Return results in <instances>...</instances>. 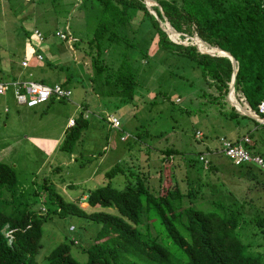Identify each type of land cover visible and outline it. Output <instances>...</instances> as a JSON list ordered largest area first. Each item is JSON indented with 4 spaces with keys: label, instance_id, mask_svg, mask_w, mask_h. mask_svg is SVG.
Segmentation results:
<instances>
[{
    "label": "trees",
    "instance_id": "obj_1",
    "mask_svg": "<svg viewBox=\"0 0 264 264\" xmlns=\"http://www.w3.org/2000/svg\"><path fill=\"white\" fill-rule=\"evenodd\" d=\"M89 1L96 2L101 11L93 37L83 47L87 49L83 57L91 90L99 99L95 106L99 114H94L95 117L109 125V114L106 112H109L111 105H120L121 108L134 101L138 78L143 71L140 60L149 59V51L154 46L157 52L165 55V60L175 58L178 63L192 65L190 69L200 70L201 78L209 87L202 98L216 105L221 122L219 126L224 134L217 137L218 147H206L195 159H188L187 164L184 163L186 170L194 173L195 165H198L200 170L206 172L204 174H208L206 179L197 173L195 176L186 173V182L182 184H187V188H184L177 177L175 179L173 171L170 186L165 188L167 193H163L164 189L160 185L155 187L158 189L157 194H153L140 173H136L134 181L128 179L133 178L129 163L116 162L104 172L103 185L87 193L86 209L80 202L84 195L75 198L74 202H67L56 192L51 181L45 178L39 185V192L34 189L29 192L19 190L16 171L0 162V264H37L35 257L42 247V226L50 213L83 218L98 226L97 236L91 245H80L78 241H73L87 255L85 264H264V253L248 254L249 245H244L240 239L242 229L250 225L260 235L258 247L264 246V210L252 205V214H245L244 206L247 203L239 204L232 193L224 195L211 184L210 179L218 172L227 173L231 178L253 183L251 190L264 194L262 171L248 165L236 166L220 154L222 144L228 142L231 145L241 144L251 155L264 159V124L245 116L228 101L233 73L228 58L201 54L198 49L202 52L205 50L197 45H177L160 28V23H164L166 18L176 32L183 34L181 38L197 36L207 44L208 47L205 46L211 53L220 54L211 48L229 53L237 63L234 84L236 102L264 120V114L258 110V106L264 102V0H156L158 7L153 2L152 10L157 20L149 13L143 0ZM51 2L56 3L57 0ZM139 11L142 15L136 17L135 13ZM133 21L137 24L132 28ZM138 53L142 58L132 60V55ZM29 65L30 62L27 67H23L20 62L21 69L26 70ZM8 69L13 72L10 67ZM162 72V76H175L168 68ZM13 73L14 76L8 73L12 77L6 81L3 76H7V72L2 74L0 85L12 81H33L31 73L30 78L29 74L28 78H23L20 72ZM161 74L150 76V79L158 78ZM59 85L69 91L70 96L61 99L51 97L43 103L47 107L54 102L71 99L72 90L67 84L63 82ZM209 91L212 93L209 94ZM156 94L162 99L161 103L174 105L166 92ZM4 96H0V101ZM89 107L88 103L77 105L79 116L68 119L74 123L64 132L61 151L73 153L75 145L89 127ZM4 112L7 113V109ZM228 124L232 125L235 132L230 133L232 127ZM236 133L239 139H230V134ZM200 134V138H195L198 141L204 136L202 132ZM140 135L132 138L134 142L140 140ZM208 135L213 136L211 133ZM246 137L248 143L243 141ZM104 152L98 155L101 157ZM161 154L165 156L162 159L164 166L167 165L171 170L178 166L171 156L178 154L177 151L166 149ZM200 157L207 160V164ZM222 157L237 171L231 173L224 165L214 162ZM59 170V167L53 169ZM118 175L126 180L122 190L111 185ZM74 188V185H68V189ZM197 201H206L209 207L205 209ZM251 201L255 203L259 200L253 198ZM39 202L42 210L34 207ZM196 204L202 208L196 207ZM43 205L56 209L47 210ZM105 209H115L117 214L106 213L103 211ZM69 231L74 230L69 228ZM46 257L47 264H81L73 258L70 246L66 243L56 246Z\"/></svg>",
    "mask_w": 264,
    "mask_h": 264
},
{
    "label": "rangeland",
    "instance_id": "obj_2",
    "mask_svg": "<svg viewBox=\"0 0 264 264\" xmlns=\"http://www.w3.org/2000/svg\"><path fill=\"white\" fill-rule=\"evenodd\" d=\"M51 1L10 0L8 3V0H0V76L7 72V76L3 78H8L14 76L13 72H20L21 77L25 78L31 73L35 81L45 86L65 82L72 90L69 101L54 102L48 107L47 104H41L33 109L18 106L11 93L1 99L0 162L16 171L19 190L29 192L34 189L39 192L41 190L39 185L45 178L51 181L56 192L67 202H74L75 198L84 195L80 202L86 209L87 193L103 185L104 172L116 162L129 163L133 178L128 177V179L134 181L136 173H140L145 185L153 194H157L158 189L155 187L160 185L164 189L163 193H167L165 188L170 186L169 181L173 171L175 179L177 177V181L184 188H187V184H182L186 182V173L190 176H195L197 173L202 179H206L208 174H204L206 172L200 170L198 165H195L194 173L186 170L187 166L184 164H187L188 159H195L199 152L205 151L206 147L209 149L218 147L217 137L224 134L219 126L221 122L216 105L202 98L208 86L201 78L200 70L190 69L192 65L186 62L178 63L175 58L165 60V55L157 52L154 46L149 51V59L142 58L139 53L132 55V60L142 58L140 63L143 66L138 78L136 98L131 104L122 105L121 108L120 105L110 106L109 112L106 113L114 115L121 124L119 130L110 129L108 124L94 116L99 114L95 111L99 99L91 90L88 71L85 70L86 66L84 67L86 60L83 57L84 51H87L83 47L93 37L101 14L100 8L96 2L83 4L79 0H57L56 3ZM141 15L140 11L135 13L136 17ZM135 24L137 22L133 21L130 27L133 28ZM36 29L44 34L51 32L50 36L45 39L43 35L44 41L40 43L33 36ZM58 31L67 32L70 43L53 36ZM193 37H190L191 39L188 36H184V39L179 37L176 41L182 42L185 46L197 45ZM27 46L31 48L28 49ZM201 49L206 50L203 47ZM54 52L59 58L52 55ZM204 52L209 53L208 50ZM36 53L43 60L39 61ZM25 54L31 55L28 58L30 65L26 70L20 68V62ZM170 63L172 65L169 68L167 66ZM167 68L169 71L172 70L174 77L167 74L162 76L161 72H165ZM8 73H12V76ZM156 74L161 76L150 79V76L154 77ZM157 92H166L174 105L161 103L162 99L156 96ZM208 93L211 94L212 91ZM85 103L90 105L89 127L83 132L73 153L68 154L60 150L66 130L64 124L69 118L78 117L77 105L81 106ZM6 107L8 113L4 112ZM49 123H54L53 125L58 129L48 130ZM228 125L232 127L231 124ZM233 130L232 127V132ZM196 131L203 133L202 140L195 139ZM209 133L213 136L208 135ZM125 134H128L129 138L123 142L121 136ZM137 134L142 135L138 142H134L132 138ZM196 136L200 137L197 134ZM166 149L178 152L171 155L174 157V162H178L174 170L163 165L162 159L165 156L161 152ZM104 150V155L100 157L98 154ZM214 162L224 165V168L226 167L231 173L237 171V168L223 157ZM56 167L60 169L58 172L53 171ZM210 179L211 184L224 192V195L232 193L239 204L246 202L245 214H252V205L264 210V194L251 190L253 183L231 178L227 173L221 172L211 176ZM125 181L118 175L111 181V185L122 190ZM70 184L75 186L73 190L68 189ZM208 197L209 195L206 198ZM253 198L259 201L249 202ZM205 203L206 201H202L200 204L206 209L209 205ZM196 205L202 208L199 207L201 205ZM43 206L47 210L56 209L52 206ZM34 207L43 209L40 202ZM103 211L117 214L115 209ZM69 228L74 231H69ZM254 230L255 228L250 225L245 226L241 231L240 239L244 245H249L246 251L248 254L250 252L262 254L264 246L258 247L261 238ZM97 232L98 226L83 218L61 217L57 213H50L42 226L40 241L42 247L35 261L37 264H47L46 256L59 244L66 243L70 246L73 258L85 264L87 255L81 251L80 245L87 243L91 245ZM158 239L161 243L159 236ZM74 240L80 245H74Z\"/></svg>",
    "mask_w": 264,
    "mask_h": 264
},
{
    "label": "built area",
    "instance_id": "obj_3",
    "mask_svg": "<svg viewBox=\"0 0 264 264\" xmlns=\"http://www.w3.org/2000/svg\"><path fill=\"white\" fill-rule=\"evenodd\" d=\"M33 36L36 39V41L42 43L44 41L43 34L38 31L34 30ZM55 36L64 41L68 42L69 36H67L65 33L56 32ZM191 39V38H189ZM70 43V41L68 42ZM193 45V44H191ZM38 60H42L40 55H37ZM23 67L28 66V61L24 60L22 63ZM9 91L12 92L13 98L15 103L18 106H24L29 109H33L46 101H48L51 97H54L56 99L61 98H68L70 96V92L63 89L59 84H54L52 86H45L41 83H37L35 81H25V82H11L7 84H1L0 85V96L5 95ZM258 110L260 114H264V102H262L258 106ZM107 122L109 123L108 127L110 129L119 130V121L112 117H107ZM73 121L69 120L68 127L73 125ZM197 135H200V132L196 133ZM196 138H200L199 136H196ZM129 138L128 134H125L121 136L122 141H126ZM244 142L248 143L249 139L246 137L243 139ZM222 150L220 151V154H223L226 158H229L232 163L236 166H253L256 169L262 171L264 173V159L259 156H253L251 155L247 150H245L241 144L239 145H231L228 142H224L222 144ZM201 161L203 160L202 157L199 158ZM204 164H207V160H203Z\"/></svg>",
    "mask_w": 264,
    "mask_h": 264
},
{
    "label": "water",
    "instance_id": "obj_4",
    "mask_svg": "<svg viewBox=\"0 0 264 264\" xmlns=\"http://www.w3.org/2000/svg\"><path fill=\"white\" fill-rule=\"evenodd\" d=\"M146 8L148 9L149 13L151 15H153L155 17V19L157 20V16H156V13L151 9L153 7V2L151 0H143ZM166 26H168L169 30L166 28ZM160 28L168 35L169 39L171 42L177 44V45H183L185 46L182 42H178L176 41L173 36H178L179 37H182L183 34H180L178 32H176L169 24V22L165 19L164 20V23H160ZM190 38V37H188ZM194 38H197L202 44L206 45L203 41H201L197 36H194ZM208 47V46H207ZM211 49H216L220 52L219 53H207V52H202L198 49V51L201 53V54H207V55H210L212 57H225V58H228L232 64V69H233V73H232V77H231V82H230V85H229V92H228V101L238 110L240 111L242 114H244L245 116L251 118V119H254L256 120L258 123H261V124H264V120L262 119H259L258 117L252 115L249 111L245 110L244 108H242L237 102H236V99H235V94H234V84H235V77H236V72H237V63L236 61L232 58V56L229 54V53H225L224 51L218 49V48H211ZM233 96V97H232ZM232 97V98H231Z\"/></svg>",
    "mask_w": 264,
    "mask_h": 264
},
{
    "label": "crops",
    "instance_id": "obj_5",
    "mask_svg": "<svg viewBox=\"0 0 264 264\" xmlns=\"http://www.w3.org/2000/svg\"><path fill=\"white\" fill-rule=\"evenodd\" d=\"M79 1H81V0H79ZM152 2H154V3H156V7H158V4H157V2H156V0H151ZM83 4H87V3H90L91 1H89V0H86V1H81ZM148 10V9H147ZM166 18H164V20H165ZM98 24V23H97ZM97 26V25H96ZM96 28V27H95ZM58 32H60V31H58ZM44 36H45V39H46V37L49 35L50 36V33L51 32H47V33H43V32H41ZM61 33H65V32H61ZM67 36H69L68 35V33L66 32L65 33ZM53 36H55V33L53 34ZM56 37V36H55ZM28 47V49H30L31 47L30 46H27ZM28 54V53H27ZM27 54H25L24 55V58L21 60V63L24 61V60H27L28 61V63L30 62L29 60H28V58L31 56V55H27ZM53 56H55L56 58H59V56H58V54H56V52H54V54H52ZM61 57V56H60ZM43 60V59H42ZM31 74H29V78L31 77L30 76ZM27 77V78H28ZM26 78V79H27ZM31 79L33 80V81H35L34 80V78H33V75H32V77H31ZM4 80L6 81L7 80V78H4ZM12 82H14V81H12ZM35 82H37V81H35ZM9 83H11V82H9ZM37 83H41V82H37ZM2 84H7L6 82L5 83H2ZM9 93H11V95H12V92H8V93H6V94H9ZM5 94V95H6ZM12 97H13V95H12ZM4 97H2V99H3ZM14 99V98H13ZM5 109H7V111H9L8 110V108L6 107ZM5 109H4V111H5ZM8 113V112H7ZM69 122V121H68ZM54 123H49V124H47V127H48V130H55V129H58L57 127H55L54 125H53ZM64 127H68V123L66 122L65 124H64ZM65 128V129H66ZM233 132H235V130H233ZM232 132V130L230 131V133H233ZM230 139H232V140H237V139H239L238 138V134L236 133V134H230ZM243 136H241V138H242Z\"/></svg>",
    "mask_w": 264,
    "mask_h": 264
},
{
    "label": "bare ground",
    "instance_id": "obj_6",
    "mask_svg": "<svg viewBox=\"0 0 264 264\" xmlns=\"http://www.w3.org/2000/svg\"><path fill=\"white\" fill-rule=\"evenodd\" d=\"M166 28L169 30V28H168V26H166ZM173 38L175 39V40H178V36H173ZM196 43H197V46H199V47H203V48H205L206 50L205 51H207L208 49L206 48V46L204 45V44H202L197 38H195V40H194ZM193 41V42H194ZM208 52L209 53H211L209 50H208ZM233 97V96H232Z\"/></svg>",
    "mask_w": 264,
    "mask_h": 264
},
{
    "label": "clouds",
    "instance_id": "obj_7",
    "mask_svg": "<svg viewBox=\"0 0 264 264\" xmlns=\"http://www.w3.org/2000/svg\"><path fill=\"white\" fill-rule=\"evenodd\" d=\"M156 7V6H155ZM152 9V8H151ZM37 30V29H36ZM39 31V30H38ZM57 38V37H56Z\"/></svg>",
    "mask_w": 264,
    "mask_h": 264
}]
</instances>
